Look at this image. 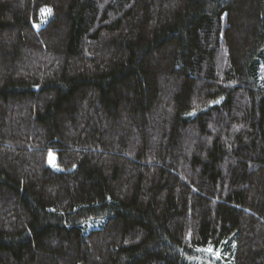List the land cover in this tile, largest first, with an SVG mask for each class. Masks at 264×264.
Masks as SVG:
<instances>
[{"label": "trees", "instance_id": "16d2710c", "mask_svg": "<svg viewBox=\"0 0 264 264\" xmlns=\"http://www.w3.org/2000/svg\"><path fill=\"white\" fill-rule=\"evenodd\" d=\"M0 264H264V0H0Z\"/></svg>", "mask_w": 264, "mask_h": 264}, {"label": "snow or ice", "instance_id": "6c2138e0", "mask_svg": "<svg viewBox=\"0 0 264 264\" xmlns=\"http://www.w3.org/2000/svg\"><path fill=\"white\" fill-rule=\"evenodd\" d=\"M42 11H45V10H42ZM46 11L50 12L51 10L50 9H47Z\"/></svg>", "mask_w": 264, "mask_h": 264}]
</instances>
